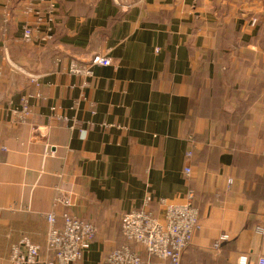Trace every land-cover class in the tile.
Instances as JSON below:
<instances>
[{
    "label": "crops",
    "instance_id": "obj_1",
    "mask_svg": "<svg viewBox=\"0 0 264 264\" xmlns=\"http://www.w3.org/2000/svg\"><path fill=\"white\" fill-rule=\"evenodd\" d=\"M96 55L110 63L70 70ZM189 190L199 226L180 264H256L264 0H0V264L22 237L53 257L52 210L57 227L69 212L96 228L74 264L123 244L166 264L125 240L121 217L149 197L162 220L160 199Z\"/></svg>",
    "mask_w": 264,
    "mask_h": 264
},
{
    "label": "built area",
    "instance_id": "obj_2",
    "mask_svg": "<svg viewBox=\"0 0 264 264\" xmlns=\"http://www.w3.org/2000/svg\"><path fill=\"white\" fill-rule=\"evenodd\" d=\"M31 29L24 28L23 38L29 40ZM110 59L106 56L96 55L88 66L72 63L70 70L85 75L91 74L93 65H108ZM189 158L191 152L187 151ZM190 166L185 167V174L189 175ZM150 200L146 198L141 208L129 210L122 214L121 231L128 241L142 246L151 257L165 261L166 264H180L184 250L192 241L193 235L199 226V210L193 203V192L189 190L185 201L180 204L160 199L164 208V218L158 219L147 207ZM62 205L66 209L73 203L69 196L56 197L54 206ZM67 209V210H68ZM62 227L56 226V211L46 214L49 224L47 231V244L53 257H44L41 247L27 237H22L11 248L10 264H74L80 259L82 252L90 247L95 238L96 228L90 222L71 215L62 214ZM245 262V261H244ZM103 264H152L145 262L140 253L128 244L113 249L104 259ZM256 264H264V255L257 258Z\"/></svg>",
    "mask_w": 264,
    "mask_h": 264
},
{
    "label": "water",
    "instance_id": "obj_3",
    "mask_svg": "<svg viewBox=\"0 0 264 264\" xmlns=\"http://www.w3.org/2000/svg\"><path fill=\"white\" fill-rule=\"evenodd\" d=\"M136 1L137 0H117L119 4L127 5V6L134 4Z\"/></svg>",
    "mask_w": 264,
    "mask_h": 264
},
{
    "label": "trees",
    "instance_id": "obj_4",
    "mask_svg": "<svg viewBox=\"0 0 264 264\" xmlns=\"http://www.w3.org/2000/svg\"><path fill=\"white\" fill-rule=\"evenodd\" d=\"M124 236V235H123ZM125 238V237H124ZM125 240H127L126 238H125ZM128 241V240H127ZM128 242H130V243H133V244H137V243H135V242H133V241H128ZM137 245H139V244H137ZM140 246V245H139ZM142 247V246H141ZM143 248V247H142ZM143 250L145 251V249L143 248ZM185 251V250H184ZM146 252V251H145ZM147 253V252H146Z\"/></svg>",
    "mask_w": 264,
    "mask_h": 264
}]
</instances>
